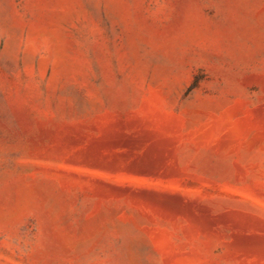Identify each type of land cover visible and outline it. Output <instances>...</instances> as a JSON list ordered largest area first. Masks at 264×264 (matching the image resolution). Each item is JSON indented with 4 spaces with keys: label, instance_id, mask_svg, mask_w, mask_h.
Returning a JSON list of instances; mask_svg holds the SVG:
<instances>
[{
    "label": "rangeland",
    "instance_id": "1",
    "mask_svg": "<svg viewBox=\"0 0 264 264\" xmlns=\"http://www.w3.org/2000/svg\"><path fill=\"white\" fill-rule=\"evenodd\" d=\"M0 264H264V0H0Z\"/></svg>",
    "mask_w": 264,
    "mask_h": 264
}]
</instances>
